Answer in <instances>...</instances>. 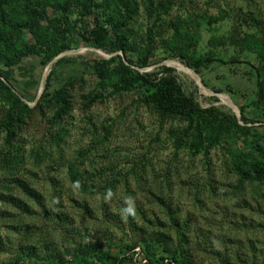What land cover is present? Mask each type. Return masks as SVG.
<instances>
[{"label":"rangeland","instance_id":"374dc122","mask_svg":"<svg viewBox=\"0 0 264 264\" xmlns=\"http://www.w3.org/2000/svg\"><path fill=\"white\" fill-rule=\"evenodd\" d=\"M120 1L0 0V264H264L226 152L264 164V0ZM168 79L223 126L207 157L146 103Z\"/></svg>","mask_w":264,"mask_h":264},{"label":"trees","instance_id":"16d2710c","mask_svg":"<svg viewBox=\"0 0 264 264\" xmlns=\"http://www.w3.org/2000/svg\"><path fill=\"white\" fill-rule=\"evenodd\" d=\"M170 2V1H169ZM152 6L153 1H150ZM120 4L130 16L137 14L138 5L135 1L131 0L126 4V0H121ZM170 6L161 3V0L156 4V8L150 13H154L157 19L165 15ZM156 22L153 23L152 27L148 30L147 35V52L151 54V42L153 40V32ZM147 64V60L144 59L142 66ZM1 74V73H0ZM143 76L136 75L137 81H144ZM146 103L154 104L161 112L162 118H171L179 120L186 125L187 133L192 137L191 148L195 151H201L204 157L217 146L220 145L222 139L223 126L219 124L214 128H210L205 119L206 113L202 111L197 103L192 99L185 97L181 93L180 89L176 86L175 82L171 80H164L156 89V92L146 97ZM11 112H9L5 118V129L8 138L11 134ZM234 126H237L234 123ZM208 132L207 137H204V133ZM227 154L230 157L232 170L239 178V183L250 182V181H264V164L260 163L252 169H247L245 164L242 163L239 157L233 155L231 151L226 149Z\"/></svg>","mask_w":264,"mask_h":264},{"label":"bare ground","instance_id":"6f19581e","mask_svg":"<svg viewBox=\"0 0 264 264\" xmlns=\"http://www.w3.org/2000/svg\"><path fill=\"white\" fill-rule=\"evenodd\" d=\"M181 70V72H183L185 75H187V76H189L191 79H193L194 81H197V77H196V75H194V73H192L191 71H189V70H187V69H185V68H181L180 69ZM234 109V108H233ZM234 111H235V109H234Z\"/></svg>","mask_w":264,"mask_h":264},{"label":"clouds","instance_id":"9594fccd","mask_svg":"<svg viewBox=\"0 0 264 264\" xmlns=\"http://www.w3.org/2000/svg\"><path fill=\"white\" fill-rule=\"evenodd\" d=\"M126 212H127L128 214H134V209H133L131 206H129V207L126 209Z\"/></svg>","mask_w":264,"mask_h":264}]
</instances>
